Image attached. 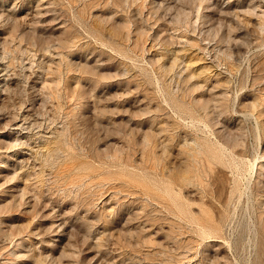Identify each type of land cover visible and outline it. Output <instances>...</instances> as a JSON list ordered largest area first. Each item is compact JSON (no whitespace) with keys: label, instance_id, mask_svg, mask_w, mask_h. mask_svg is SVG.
Masks as SVG:
<instances>
[{"label":"rangeland","instance_id":"rangeland-1","mask_svg":"<svg viewBox=\"0 0 264 264\" xmlns=\"http://www.w3.org/2000/svg\"><path fill=\"white\" fill-rule=\"evenodd\" d=\"M0 264H264V0H0Z\"/></svg>","mask_w":264,"mask_h":264}]
</instances>
